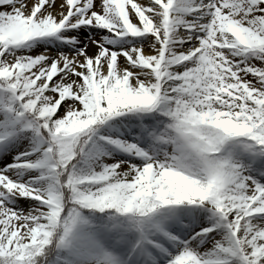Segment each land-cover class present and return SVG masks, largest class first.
<instances>
[{"label": "snow or ice", "instance_id": "obj_1", "mask_svg": "<svg viewBox=\"0 0 264 264\" xmlns=\"http://www.w3.org/2000/svg\"><path fill=\"white\" fill-rule=\"evenodd\" d=\"M0 264H264V0H0Z\"/></svg>", "mask_w": 264, "mask_h": 264}, {"label": "rangeland", "instance_id": "obj_2", "mask_svg": "<svg viewBox=\"0 0 264 264\" xmlns=\"http://www.w3.org/2000/svg\"><path fill=\"white\" fill-rule=\"evenodd\" d=\"M99 132H101V133H103L104 131H105V128L104 127H102L100 130H98ZM120 133H115V134H113V135H119ZM127 138H130V137H127ZM143 146V145H142ZM124 154L123 153H121L120 154V156H123ZM97 216H99L100 214L99 213H97L96 214ZM93 223H95V221H93Z\"/></svg>", "mask_w": 264, "mask_h": 264}, {"label": "bare ground", "instance_id": "obj_3", "mask_svg": "<svg viewBox=\"0 0 264 264\" xmlns=\"http://www.w3.org/2000/svg\"><path fill=\"white\" fill-rule=\"evenodd\" d=\"M115 133H120V132L115 129H112L111 134H115ZM120 154H121L120 152L115 153V155H120Z\"/></svg>", "mask_w": 264, "mask_h": 264}]
</instances>
